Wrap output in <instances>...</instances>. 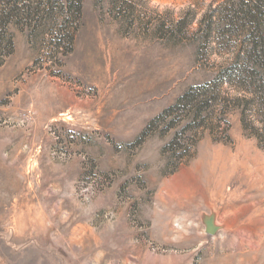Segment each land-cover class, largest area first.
<instances>
[{
  "label": "rangeland",
  "instance_id": "obj_1",
  "mask_svg": "<svg viewBox=\"0 0 264 264\" xmlns=\"http://www.w3.org/2000/svg\"><path fill=\"white\" fill-rule=\"evenodd\" d=\"M242 1L83 0L64 55L68 13L0 25V264H264V149L240 111L174 173L181 124L146 130L229 69ZM222 152L257 157L258 179L196 178Z\"/></svg>",
  "mask_w": 264,
  "mask_h": 264
},
{
  "label": "trees",
  "instance_id": "obj_2",
  "mask_svg": "<svg viewBox=\"0 0 264 264\" xmlns=\"http://www.w3.org/2000/svg\"><path fill=\"white\" fill-rule=\"evenodd\" d=\"M1 1L0 25L5 28L12 22H23L24 26L31 24L39 19L40 14L50 19H58L61 17L59 12L68 13L69 18L63 19V22L70 21L71 26L75 27L66 30L62 39L64 38L69 47H64V42H59L55 44V49L57 48L56 53L62 55L72 49L83 0ZM40 7L45 8L42 11ZM217 9L219 6L216 11ZM234 11L237 14L224 19L225 29L237 30L245 38L243 44L241 41L235 43L240 48L233 54L229 69H221L208 81L184 92L174 104L164 108L150 120L146 127V130L155 131L163 126L161 133L166 134L181 124L163 147L170 148L177 154L171 163L170 173L176 172L191 159L199 134L202 135L204 131L208 130L213 134L217 142L228 141L229 123L226 114L233 109L240 111L245 134L255 137L258 146L264 149V0L242 1ZM7 41L10 49L6 54H10L12 41ZM223 86H227L235 94L230 95L228 91L224 93ZM247 131L253 134H247Z\"/></svg>",
  "mask_w": 264,
  "mask_h": 264
},
{
  "label": "bare ground",
  "instance_id": "obj_3",
  "mask_svg": "<svg viewBox=\"0 0 264 264\" xmlns=\"http://www.w3.org/2000/svg\"><path fill=\"white\" fill-rule=\"evenodd\" d=\"M250 157L248 153L231 155L227 152H222L217 154V156H213V160L206 167L203 164L196 165L194 170L199 173L196 178L206 176L214 182H216L215 180L218 177L222 180L234 178L237 181H244L250 176L251 181H256L258 175L254 174V167L258 163V158Z\"/></svg>",
  "mask_w": 264,
  "mask_h": 264
}]
</instances>
